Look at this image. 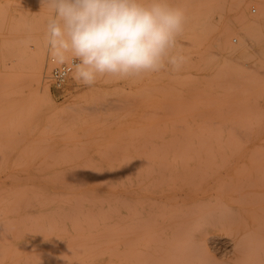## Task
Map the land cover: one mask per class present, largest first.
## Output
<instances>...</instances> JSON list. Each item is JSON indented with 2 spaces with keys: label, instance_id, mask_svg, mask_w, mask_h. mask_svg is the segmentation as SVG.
I'll use <instances>...</instances> for the list:
<instances>
[{
  "label": "rangeland",
  "instance_id": "1",
  "mask_svg": "<svg viewBox=\"0 0 264 264\" xmlns=\"http://www.w3.org/2000/svg\"><path fill=\"white\" fill-rule=\"evenodd\" d=\"M170 3L187 17L177 38L187 58L180 71L103 77L92 86L69 73L55 86L50 71L58 64L46 37L50 9L42 0H0V213L10 217L0 224L35 223L27 214L44 210L45 195L63 190L62 178L84 177L102 186L109 176L126 177L129 159L135 166L159 159L162 148L173 144V134L186 129L214 154L208 179L213 191L264 192V0ZM37 55L46 77L38 89L30 76ZM44 86L51 98L42 93ZM20 212L25 217L11 218ZM124 243L119 249L127 248ZM213 247L208 245L215 258H226L225 250Z\"/></svg>",
  "mask_w": 264,
  "mask_h": 264
},
{
  "label": "bare ground",
  "instance_id": "2",
  "mask_svg": "<svg viewBox=\"0 0 264 264\" xmlns=\"http://www.w3.org/2000/svg\"><path fill=\"white\" fill-rule=\"evenodd\" d=\"M247 25L245 22L244 27ZM186 39L181 38L184 44L189 41ZM33 58L30 76L38 89L46 78L43 58ZM179 77L186 79L185 74ZM42 93L50 97L45 86ZM172 141L162 148L159 159L146 160L139 166L129 159V174L106 175L102 186L89 184L84 177L62 178L59 182L63 190L45 195L44 210L27 214L35 223L0 224V264H264V192L213 191L217 182H212V187L208 179L214 154L209 153L206 143L201 145L198 138L195 142L188 129L173 134ZM74 186L81 190L67 189ZM23 217L20 212L11 218ZM3 218L10 217L0 213ZM41 218L44 222L39 224ZM124 236L127 248L119 249ZM208 245L225 250L226 258H215Z\"/></svg>",
  "mask_w": 264,
  "mask_h": 264
},
{
  "label": "clouds",
  "instance_id": "3",
  "mask_svg": "<svg viewBox=\"0 0 264 264\" xmlns=\"http://www.w3.org/2000/svg\"><path fill=\"white\" fill-rule=\"evenodd\" d=\"M55 63L85 86L181 70L177 38L187 22L170 0H42Z\"/></svg>",
  "mask_w": 264,
  "mask_h": 264
},
{
  "label": "built area",
  "instance_id": "4",
  "mask_svg": "<svg viewBox=\"0 0 264 264\" xmlns=\"http://www.w3.org/2000/svg\"><path fill=\"white\" fill-rule=\"evenodd\" d=\"M69 73H65L63 68L58 65L54 66L50 71V78L55 86H60Z\"/></svg>",
  "mask_w": 264,
  "mask_h": 264
}]
</instances>
